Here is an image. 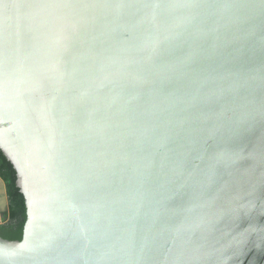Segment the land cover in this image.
<instances>
[{
    "label": "water",
    "instance_id": "water-1",
    "mask_svg": "<svg viewBox=\"0 0 264 264\" xmlns=\"http://www.w3.org/2000/svg\"><path fill=\"white\" fill-rule=\"evenodd\" d=\"M0 151V264H264V0H0Z\"/></svg>",
    "mask_w": 264,
    "mask_h": 264
},
{
    "label": "trees",
    "instance_id": "trees-1",
    "mask_svg": "<svg viewBox=\"0 0 264 264\" xmlns=\"http://www.w3.org/2000/svg\"><path fill=\"white\" fill-rule=\"evenodd\" d=\"M0 179L4 183L8 202L7 222L0 225V238L17 241L22 237L25 215V203L22 194L15 185L16 173L0 151Z\"/></svg>",
    "mask_w": 264,
    "mask_h": 264
},
{
    "label": "crops",
    "instance_id": "crops-1",
    "mask_svg": "<svg viewBox=\"0 0 264 264\" xmlns=\"http://www.w3.org/2000/svg\"><path fill=\"white\" fill-rule=\"evenodd\" d=\"M8 214V202H7V196L5 192V187L0 180V222H4L7 219Z\"/></svg>",
    "mask_w": 264,
    "mask_h": 264
},
{
    "label": "flooded vegetation",
    "instance_id": "flooded-vegetation-1",
    "mask_svg": "<svg viewBox=\"0 0 264 264\" xmlns=\"http://www.w3.org/2000/svg\"><path fill=\"white\" fill-rule=\"evenodd\" d=\"M6 222H7V219H6L4 222H0V225H1V224H4V223H6Z\"/></svg>",
    "mask_w": 264,
    "mask_h": 264
}]
</instances>
